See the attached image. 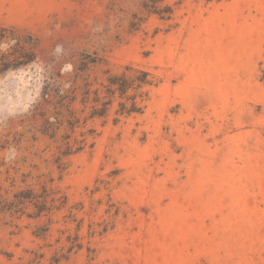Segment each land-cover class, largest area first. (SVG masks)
<instances>
[{"label": "rangeland", "instance_id": "374dc122", "mask_svg": "<svg viewBox=\"0 0 264 264\" xmlns=\"http://www.w3.org/2000/svg\"><path fill=\"white\" fill-rule=\"evenodd\" d=\"M142 3L0 0V24L37 39L34 62L0 75V264H49L56 239L75 233L60 213L43 239L46 218L2 208L49 177L83 203L84 243L88 224L109 217L108 193L120 206L93 239L95 259L84 248L60 264H264V0H164L171 21ZM127 64L158 80L144 112L114 123L115 105L77 128L72 140L95 131L59 180V95ZM104 181L110 192L94 193Z\"/></svg>", "mask_w": 264, "mask_h": 264}, {"label": "trees", "instance_id": "16d2710c", "mask_svg": "<svg viewBox=\"0 0 264 264\" xmlns=\"http://www.w3.org/2000/svg\"><path fill=\"white\" fill-rule=\"evenodd\" d=\"M142 4L149 14H155L164 21L173 19L174 8L165 4L164 0H143ZM36 43L37 39L32 35L20 34L15 28L0 24V75L10 69L34 62L36 52L33 47L37 45ZM5 45H8L9 48L4 49ZM105 74L106 81L95 88L94 83L86 78L85 84L81 88V95L74 85H70L68 93L59 95L62 99L60 103H63L66 111L62 118L67 127L65 134H68L65 137V144L57 143L55 147L57 151L54 153L56 158L53 160V164L59 169V180H62L63 173L68 168L65 159L81 152L86 146L87 134L95 131V129L81 131L80 135L83 137L75 136L72 140L73 134L77 133V128L85 127L90 120L106 118L115 105L114 123H118L122 117L142 114L150 98L152 87L158 84L157 78L150 70L133 64L125 65L120 72L108 69ZM77 103L81 105L80 108L76 107ZM51 136L52 138L56 137L54 134ZM44 179L40 181L39 189L21 188L15 191L11 198L4 199L3 210L19 215L26 214L34 219L46 218V221L39 224L35 231L36 236L43 239H47L50 234L52 224L55 222L53 218L55 214L64 213L66 224L75 222V233H69L65 241H61L62 236L56 239L57 242L62 243V246L50 257L49 264H60L62 261L68 260L73 252L84 248L90 259H95L97 247L94 246L93 239L96 236L105 235L115 227L116 218L120 214V206L116 205L108 193L106 213L109 217L102 221H91L88 224V239L87 243H84V236L81 235L84 218H78L76 215L84 207L83 203H71L68 194L59 186L53 185L55 178ZM109 184V181H104L103 184L98 182V186L93 192L101 191L102 188L110 192ZM100 204H102V200ZM28 208H31V211H27ZM67 231L68 229H61L60 233L64 234Z\"/></svg>", "mask_w": 264, "mask_h": 264}]
</instances>
